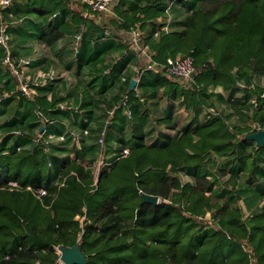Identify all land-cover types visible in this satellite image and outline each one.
I'll return each mask as SVG.
<instances>
[{"label": "trees", "instance_id": "trees-1", "mask_svg": "<svg viewBox=\"0 0 264 264\" xmlns=\"http://www.w3.org/2000/svg\"><path fill=\"white\" fill-rule=\"evenodd\" d=\"M143 1L146 4L140 5ZM164 1L117 0L99 13L79 5L68 12L69 20L65 10L70 1H54V8L41 10L39 15L50 16L63 8L54 12L58 19L48 25L47 31L32 38L51 47L72 35L67 41L78 50L79 66L85 63L96 69L110 51L120 48L138 58L137 66H142L148 57L140 50L129 49L126 42L147 25L153 29L151 33L140 32L136 41L140 49L148 50L150 60L162 65L167 59L193 57L189 87L183 88L162 75L155 86H163L164 96L171 94L181 99V105L195 115L200 107L207 106L203 95L208 87L231 88L237 83L249 86L255 74L264 72V0H185L182 4L189 16L184 30L154 39L153 20L163 14ZM86 10L88 15L84 16ZM103 32L112 39L96 43ZM116 39L125 42L120 44ZM108 63L112 64L108 73L105 63L96 79H117L121 86L105 97L94 99L93 87L88 84L79 100L56 98L53 80L37 87L32 99L22 97L15 88L9 92L8 100L18 97L27 110L36 108L33 124L28 125L21 116L16 123L5 126L0 141V264H57L56 249L77 243L86 256L85 264H264V203L259 212L246 218L236 206L240 175L249 176L243 181L249 192L257 194L260 189L259 185L252 187L250 180L263 175L255 162L263 160L264 145L250 153L246 140L250 134H240L226 118L218 116L205 124H189L161 143L146 145L139 139L125 148L128 152L123 155L120 146L106 160L109 141L115 133L117 144L123 145V118L125 123L131 122V103L144 101L142 83L129 90V78L121 80L120 76L123 63ZM149 75L145 73L141 82ZM13 83L15 87L14 79ZM107 88L104 86V90ZM262 90L264 86L258 98L264 101L260 97ZM125 95L130 114L121 103ZM91 105L100 114L95 119L97 130L93 131L91 111H85ZM82 112L87 119L78 120ZM63 119L79 131L69 128L58 132L52 128L53 120ZM35 130L34 137L29 136ZM71 131L80 134L79 148L73 145ZM48 135L63 139L45 145ZM13 136L19 141L9 146ZM88 137L95 138L97 151L86 152L82 147ZM99 139L102 159L112 164L109 171L100 170L95 184ZM28 143L32 144L31 150L23 147L25 152L16 151ZM67 143L73 145L72 152H77L73 159L55 155L65 151ZM214 158H232L236 167L227 170L224 161L216 175V168L213 173L209 169L216 163ZM177 174L193 180L181 181ZM216 187L219 191H215ZM143 194L156 196L157 204L144 202ZM263 197L264 193L259 195ZM77 216L84 217L79 240Z\"/></svg>", "mask_w": 264, "mask_h": 264}, {"label": "crops", "instance_id": "crops-1", "mask_svg": "<svg viewBox=\"0 0 264 264\" xmlns=\"http://www.w3.org/2000/svg\"><path fill=\"white\" fill-rule=\"evenodd\" d=\"M54 1L61 0H14L13 2L15 18L16 20H21V22L19 24H15V27L11 31V43L16 48L17 55L26 58L29 57V59L31 60L29 74L34 75L37 71L46 72L49 70H54L57 78L53 80L55 88L52 93H54V96L56 98L67 97V99L71 102L73 98L78 97L79 100V98H81L82 96V90H85V88L83 89V87L89 84L93 87L91 90L93 98L98 99V97H105L106 95L115 92V90L113 89H115L116 87L118 88V85L121 86L120 81H117V79H114L110 82L106 78H102V80L96 79V77L98 76V72L100 74V69L102 68V66H104L103 64L107 63L110 70L112 64L108 63V61L111 62L112 58L118 55L119 57H121L118 61V64L120 65L123 63V68L120 76L128 77L130 82L133 78V74H130V72L132 73V69L137 66L138 58H136L132 54H129L128 52L124 53L125 48L114 49L110 51V53H108L107 55V58H104V62H102V64H99L97 68L94 69L93 67L85 63H81L79 66L77 62L78 53L75 52V45L73 44V42L70 41V43H68L67 41V39L70 40V37L72 35L69 37H67L68 35H66V40L64 38L60 39L51 47L45 46L36 41V39L32 38L38 32L47 31L48 25L54 24V21L58 19L57 17L59 15L55 17H52V15L59 12L58 10H61L63 8L56 9V12L54 11L55 13L53 12V14L50 16L39 15V12L41 10L50 11L52 8H54ZM166 1L168 0H165L163 3L166 4ZM146 2L147 1H143L142 3H140V5H145ZM184 6L185 5L183 4L179 5V7L176 6V8L172 11L170 32L167 33V35L173 32L180 33L184 30L183 24L189 16V12L186 11V8ZM68 9L65 10L66 20H69L70 16L68 12L72 10L69 6ZM164 16L165 14L163 12L162 15L153 20L154 31L156 25L163 22ZM152 30L153 29H150V27H148L147 25H143L141 26L140 32L151 33ZM104 34L107 35L105 42L108 39H112L111 35H109L108 32H103V35ZM102 36H99L98 39H100V37ZM152 37L154 39H157L158 37H160V35L158 37H154L152 33ZM97 40L96 43H98ZM116 41L120 43V41H118L117 39ZM2 55L3 54L0 49V60L2 59ZM70 73H74L75 76L76 74L79 76H76V78L73 77L74 82L72 85V89L65 94L62 93V90H64L66 79L69 78ZM160 77L161 75L150 73V75L146 76L145 79L142 80V82L141 80L138 83H136L135 81V86L139 85L140 83H144L143 85L141 84V93L144 101L142 103H139L134 100L131 103L133 111L131 122L125 123L126 120L123 118V129L122 135L120 137L123 145L117 144L115 138L118 134L115 133L112 139H110L109 141V145L111 147L107 148L108 155L105 156L106 160L111 159L112 156L115 155L117 150H119L120 146H123L122 148L125 149L139 139H143L146 145L161 143L169 137L180 133L189 124H195L198 122L201 124H205L212 117L222 116L223 118H226V122L240 134H252L257 130H264V101L258 98V91L264 86V72L255 74L253 76L251 85L249 86H246L243 83H237L231 88H224L221 86H218L216 88L211 86L208 87L207 92L203 95L207 102V106L200 107L196 115L192 110L185 109L184 106L181 105V99L174 98V96H172L171 94V97H166L163 95V86H155V82ZM13 84V79L10 77V74L1 67L0 99L5 100V102H0V141L2 140L1 138L4 137V128L8 123L12 121L16 123V121H18L21 116L26 119L28 125H31L34 122V118H32V116L34 115V110L36 107H33L34 109L32 108L27 110L25 102L20 98L13 96L14 98L8 100V97H4L6 93L9 94V92L11 93L14 91L15 87ZM104 86L105 88H107L108 86V88L104 90ZM58 87L59 89L61 88V90H59ZM123 87H125L124 84ZM46 94L47 97L50 98L51 95L49 93ZM86 110L91 111L89 120H93L95 122V119H98V116L100 115L99 110L94 109L93 105L86 107L85 111ZM83 112L78 120L86 118V115L84 114L85 112ZM95 123L93 124V126H90L91 131L97 130V127L95 126L99 125L97 124L98 121H96ZM67 124H70L68 119H63L60 121L53 120L51 126L53 129L59 130L58 132H65L66 130H69V128L79 131L78 127L71 124L67 126ZM253 130L256 131L252 132ZM36 131L37 130H35V132L31 133L29 136L34 137ZM17 138L13 136V139L11 143H9V146H14L13 143ZM18 141L19 139H17L15 142L17 143ZM95 142V138H85L82 142V147L84 146L86 152L90 149L97 151V145ZM248 142L249 145L247 146V149L250 151V153H252L253 149L258 148V146L251 140H248ZM72 146L73 145L67 143V149L65 151L57 152L55 155H57L61 159L67 157L73 159L77 152L74 153V151H71V148L72 150L74 149V147ZM20 147H25L26 150H31L32 144L28 143L27 145H22ZM78 154L81 156V152ZM224 161H226L225 163H227L228 165L227 170L235 169L236 161L232 158H226L224 160L219 159L214 161L216 162V166H212L210 164L209 166L211 167L209 169H211V172L213 173L214 168H216L214 173H216L217 175V168L221 166ZM255 164L259 169L262 170L263 174L260 177L257 176L254 177L255 179L251 178L250 180L252 182V187H255L257 185L260 186L257 194L251 191L249 192L250 189L248 190V187H246V185L243 183V181L249 178L247 174L240 175L241 180H238L236 187V190H241L239 192L236 206L241 209L244 214V218L259 212L264 203V197L259 198V195L264 193V156L263 160L259 159V161L255 162ZM107 171H109V169ZM177 176L181 181L190 182L193 180L191 176L185 174H177ZM214 189L215 191H219L218 187ZM79 217L82 218L83 216H77L75 220H79ZM206 217L208 218V215ZM79 239L80 238H78V240Z\"/></svg>", "mask_w": 264, "mask_h": 264}, {"label": "built area", "instance_id": "built-area-1", "mask_svg": "<svg viewBox=\"0 0 264 264\" xmlns=\"http://www.w3.org/2000/svg\"><path fill=\"white\" fill-rule=\"evenodd\" d=\"M70 4L69 7L77 8L79 5L83 6L85 5L88 7V9L91 12L99 13L103 11H107L109 8V5L112 2H115L117 0H69ZM185 0H182L181 2L179 0H168L165 4V10H164V20L161 23H158L155 27V31L153 32L154 37H158L161 34H167L170 32V23L172 22V11L176 8V6L179 7L182 3H184ZM13 2L14 0H0V49L3 53L2 59L0 62V65L3 66L4 70H6L7 73L10 74V76L15 81V89L20 93V95L24 98L32 99L34 95H36V88L39 86L45 85L47 80H54V72L49 70L47 72H41L37 71L36 74L30 75V63L31 60L26 57H22L17 55V50L11 43V31L15 27V24H19L21 20H16L15 14H14V8H13ZM84 16L88 15V11H85ZM57 16V14H53L52 17ZM136 34V35H135ZM140 34V31H136L134 33V37L126 42V45L129 49L133 50H140L143 55H146L148 57V61L145 65L136 66L133 68V80L138 83L141 80V77L145 73H152V74H158L162 76H166L170 78V80L175 81L179 83V85L183 88L189 87L191 81H192V73L194 71V59L192 56H185V57H179L175 60L167 59L165 64L159 65L156 62L150 60L148 56V50L146 49H140L137 44L136 36ZM78 38V36H77ZM107 38V35L104 34L100 39L97 40L98 43L105 42ZM118 41L125 42L123 39ZM75 52H77V48H75ZM124 53H127L126 50H124ZM123 54V52H122ZM121 57L114 56L112 58V63L116 64ZM109 68L105 70V73H108ZM57 78V77H56ZM125 78L121 77V80H124ZM135 93L138 95L139 91L137 88H135ZM9 94H5L4 97H9ZM127 96L125 95L123 99L121 100V103L126 106L127 104ZM260 97L264 99V90H262ZM143 100V98H140ZM63 108L64 106H60ZM126 112L130 114L131 107L126 106ZM86 134V132H84ZM70 135L72 136L73 145L75 147L79 148V140H80V134L77 132L71 131ZM38 139L41 137V135H37ZM62 137H54L52 135H48L46 139L44 140V144L46 145L49 142H61ZM98 144L100 147V153L99 158L97 160V165L99 166L98 169L100 170H108L110 168V165L112 164V161H105L102 159V139L98 140ZM23 151V148L18 147L16 148L17 152H21L19 150ZM47 150V148H45ZM121 155L128 152L125 149H122L119 151ZM99 170V171H100ZM99 173V172H98ZM98 173H95L97 176ZM79 221L83 223L84 217H79ZM56 253L58 254V262L57 264H63L62 261L60 262L59 259V249H56Z\"/></svg>", "mask_w": 264, "mask_h": 264}, {"label": "water", "instance_id": "water-1", "mask_svg": "<svg viewBox=\"0 0 264 264\" xmlns=\"http://www.w3.org/2000/svg\"><path fill=\"white\" fill-rule=\"evenodd\" d=\"M135 86V80L129 82V90H132ZM43 131V128H41ZM247 140H251L256 143L257 146L264 145V130H258L257 132L250 134L246 137ZM142 200L151 204H157L158 198L156 196L142 195ZM79 243L75 244L70 248H59V259L63 264H85L86 256L82 253L79 248Z\"/></svg>", "mask_w": 264, "mask_h": 264}, {"label": "rangeland", "instance_id": "rangeland-1", "mask_svg": "<svg viewBox=\"0 0 264 264\" xmlns=\"http://www.w3.org/2000/svg\"><path fill=\"white\" fill-rule=\"evenodd\" d=\"M51 71L54 72V76H55V79H56L57 75H56L55 71H54V70H51ZM130 74H133V69H132V73L130 72ZM69 75H70L69 78L66 79V85L64 86V90H62V93H65V94H66V92H68V91H70V90L72 89V85H73V82H74L73 77L76 78V76H77V77L79 76V75H77V74H76V76H75L74 73H70ZM52 82H54V81H52ZM58 89H59V87H58ZM59 90H61V88H60ZM19 151H21V152H25V151H22V149L19 150ZM98 167H99V166L96 164V167H95V173L100 172V171H99L100 169H98ZM98 176H99V175L95 176V179H96L95 184H96V182H97ZM76 221H77V223L79 224L78 227H79L80 233H79L78 238H80V236H81L82 233H83V232H82L83 229H82L81 227H82L84 224L81 223V222L78 221V220H76ZM120 257H121V259L123 260V253H121Z\"/></svg>", "mask_w": 264, "mask_h": 264}]
</instances>
